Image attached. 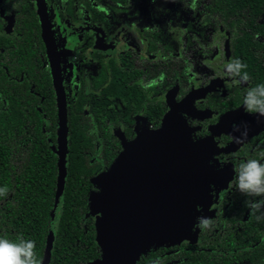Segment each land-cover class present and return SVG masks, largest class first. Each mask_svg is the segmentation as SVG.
Wrapping results in <instances>:
<instances>
[{"label":"flooded vegetation","instance_id":"af4514ba","mask_svg":"<svg viewBox=\"0 0 264 264\" xmlns=\"http://www.w3.org/2000/svg\"><path fill=\"white\" fill-rule=\"evenodd\" d=\"M238 1L0 0V180L12 184L0 197V236L41 244L43 263L65 115L63 197L68 179L77 181L68 172L77 121L89 141L80 154L90 183L139 135L150 134L153 145L165 127L166 136L188 135L193 160L161 172L167 182L180 173L195 183L188 238L152 247L136 264H264V219L245 206L260 198L237 188L241 163H264V115L244 103L264 85V0ZM235 60L246 65L240 75L227 67ZM48 168L51 191L41 177ZM199 217L212 225L200 227ZM58 230L59 221L53 251Z\"/></svg>","mask_w":264,"mask_h":264},{"label":"water","instance_id":"95a60500","mask_svg":"<svg viewBox=\"0 0 264 264\" xmlns=\"http://www.w3.org/2000/svg\"><path fill=\"white\" fill-rule=\"evenodd\" d=\"M62 124L60 182L42 264H50L51 261L63 200L65 115ZM187 138L182 129L166 136V127L157 134L155 145L150 134L139 135L134 141L124 144V150L109 171L92 180L97 190L88 198V216L95 221V242L101 253L98 259L87 264H136L148 249L175 245L188 238L186 226L195 219L191 213L195 183L188 182L180 173H175L174 178L167 182L166 176L161 174L167 170L166 165L170 161L174 168H185L183 164L193 160ZM151 172L154 180H151ZM188 194H191L189 199L186 198Z\"/></svg>","mask_w":264,"mask_h":264},{"label":"trees","instance_id":"16d2710c","mask_svg":"<svg viewBox=\"0 0 264 264\" xmlns=\"http://www.w3.org/2000/svg\"><path fill=\"white\" fill-rule=\"evenodd\" d=\"M215 1L222 5L223 1L231 3L232 0ZM245 1L251 0H239L238 2ZM1 116L3 117L2 114ZM80 124V121H77V131L74 129L76 126H71V150L77 149V158L74 159L72 154V164L68 169L72 176L76 172V177L71 178H77V181L73 182L69 178L65 185V194L61 203L59 230L50 264H87L92 260H96L100 254V249L95 242V221L91 216H88V198L92 193H89V188L92 185L94 186V184L92 181L91 183L89 182V177L84 178L85 175H90V169L86 168V159L80 154L81 149L85 148L89 141L87 137H84L85 132ZM1 169L4 170V168ZM44 172L41 173V177H45L44 181L47 184L49 182L50 185L47 187V191H51L55 184L54 173H52L50 168L45 169ZM0 182H3L5 186H9L8 191H11V182L7 180H0ZM52 203L53 200H45V225L43 231L45 236L48 232ZM40 246L41 244H36V254H38Z\"/></svg>","mask_w":264,"mask_h":264},{"label":"clouds","instance_id":"9594fccd","mask_svg":"<svg viewBox=\"0 0 264 264\" xmlns=\"http://www.w3.org/2000/svg\"><path fill=\"white\" fill-rule=\"evenodd\" d=\"M229 72L240 75L241 70L246 67L239 60H235L227 65ZM243 80L247 81V73ZM246 111L250 113L258 112L264 115V85H258L248 91L245 101ZM239 126L234 125V131H238ZM248 129L240 137L238 142L247 138ZM237 188L248 197H259L260 199L246 200L245 206L249 208L250 215L257 220L264 219V163L257 159H249L239 165L237 169ZM8 189L0 188V196H6ZM260 213V215H257ZM200 227L209 228L212 221L206 217H199ZM36 243L34 240H27L23 236L17 240L0 236V264H41L36 254Z\"/></svg>","mask_w":264,"mask_h":264}]
</instances>
